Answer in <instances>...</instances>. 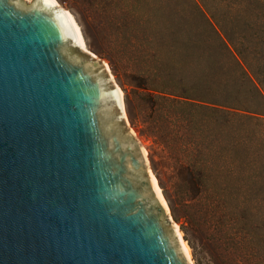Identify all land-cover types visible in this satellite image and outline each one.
<instances>
[{
	"label": "water",
	"instance_id": "water-1",
	"mask_svg": "<svg viewBox=\"0 0 264 264\" xmlns=\"http://www.w3.org/2000/svg\"><path fill=\"white\" fill-rule=\"evenodd\" d=\"M73 47L43 0H0V264H188L104 62Z\"/></svg>",
	"mask_w": 264,
	"mask_h": 264
},
{
	"label": "trees",
	"instance_id": "trees-1",
	"mask_svg": "<svg viewBox=\"0 0 264 264\" xmlns=\"http://www.w3.org/2000/svg\"><path fill=\"white\" fill-rule=\"evenodd\" d=\"M58 1L81 16L96 54L113 45L141 61L134 73L150 130L186 149L180 175L198 195L221 202L234 192L254 218L231 241L243 247L234 264H264V29L238 17L243 0H188L190 9L171 0Z\"/></svg>",
	"mask_w": 264,
	"mask_h": 264
},
{
	"label": "rangeland",
	"instance_id": "rangeland-1",
	"mask_svg": "<svg viewBox=\"0 0 264 264\" xmlns=\"http://www.w3.org/2000/svg\"><path fill=\"white\" fill-rule=\"evenodd\" d=\"M56 1L60 8L72 14L82 32L84 27L81 16L69 6V2ZM235 1L240 2V0H226V3L229 5ZM174 4L177 8L185 6L187 9L191 8L188 0H171L170 5ZM237 13H239V18H248L254 29H264V0H243L237 8ZM111 21L114 23L116 20L112 19ZM239 25H243V20H239ZM73 44L77 46L73 47V52L86 56L91 54L101 59L104 66L106 65L105 70L110 80V88H116L115 85L120 88L126 118L119 123L124 131L132 130L137 142L146 151L149 171L157 179L164 205L166 204L168 222L177 225L183 240L190 249V260L187 259L189 264H218L220 260L224 261L222 264L236 263L235 256L243 252V247L231 241L239 236L241 230L245 228L246 222L254 218H245L243 207L237 199H234V192L226 193L227 200L218 202L211 193H208L205 198L201 197L198 195V191L186 183L187 181H183L179 165L186 149L181 144L174 147L161 142L155 137V133H152L146 122V112L142 110L139 98V94L143 90L138 86L143 87L142 81L139 75L134 73V66L141 61L131 57L128 60L127 57L117 53L113 45L106 49L110 54L107 52L96 54L87 45L88 52L84 51L76 42ZM127 102L132 119L127 112ZM119 109L122 113L120 107ZM114 110L117 116L120 115L116 108ZM172 207L177 218L173 215ZM259 223L260 221L255 223L254 227ZM248 247L252 248L253 246L249 245ZM212 260H216V262L212 263Z\"/></svg>",
	"mask_w": 264,
	"mask_h": 264
},
{
	"label": "bare ground",
	"instance_id": "bare-ground-1",
	"mask_svg": "<svg viewBox=\"0 0 264 264\" xmlns=\"http://www.w3.org/2000/svg\"><path fill=\"white\" fill-rule=\"evenodd\" d=\"M43 2L54 9V11L57 14L59 20L63 24L69 39L72 42H74V43L76 42L84 51H87L85 40H84L83 34L81 32V29L79 28V26L76 23V21H75L74 17L72 16V14L69 13L68 11L63 10L62 8H60L59 5H58V2L56 0H43ZM106 69H107V67H106ZM115 86H116V88L110 92L111 96H112V99H113L115 105L117 107L119 106L121 108L123 118H126V113H125L124 104H123L122 92H121L120 88L117 85H115ZM142 152H143V154L145 156L146 151H145L144 148L142 149ZM149 176L151 178V182H152V185H153L155 193L157 194V196L159 197V199L162 202L163 206L165 207L166 204L164 205V202H163L164 200H163V197L161 195V191H160L157 179L155 178V176L150 171H149ZM165 209H166V207H165ZM166 212H167V210H166ZM167 214H168V212H167ZM173 228H174V231H175V235H176L178 244H179V246L181 248V251H182L184 257L186 258V260L187 259L190 260V249H189V247L187 246V244L183 240L182 235H181L177 225L173 224ZM187 262H188V260H187ZM188 264H189V262H188Z\"/></svg>",
	"mask_w": 264,
	"mask_h": 264
}]
</instances>
